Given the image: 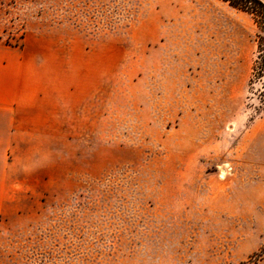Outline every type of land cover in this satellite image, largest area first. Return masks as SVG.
Returning a JSON list of instances; mask_svg holds the SVG:
<instances>
[{
  "label": "rangeland",
  "instance_id": "obj_1",
  "mask_svg": "<svg viewBox=\"0 0 264 264\" xmlns=\"http://www.w3.org/2000/svg\"><path fill=\"white\" fill-rule=\"evenodd\" d=\"M0 45L50 100L0 166V264H264L263 7L0 0Z\"/></svg>",
  "mask_w": 264,
  "mask_h": 264
},
{
  "label": "crops",
  "instance_id": "obj_2",
  "mask_svg": "<svg viewBox=\"0 0 264 264\" xmlns=\"http://www.w3.org/2000/svg\"><path fill=\"white\" fill-rule=\"evenodd\" d=\"M264 3V0H261ZM16 48L0 45V166H5L7 150L23 142L19 134L22 128L36 127L38 121L48 118L47 95L38 90L36 62L34 79L23 77V68L28 62L16 54ZM28 70L31 67H27ZM38 72V71H37ZM1 182V181H0Z\"/></svg>",
  "mask_w": 264,
  "mask_h": 264
},
{
  "label": "trees",
  "instance_id": "obj_3",
  "mask_svg": "<svg viewBox=\"0 0 264 264\" xmlns=\"http://www.w3.org/2000/svg\"><path fill=\"white\" fill-rule=\"evenodd\" d=\"M246 1L249 2V3L257 4V5H259V6L264 8V3L261 0H246Z\"/></svg>",
  "mask_w": 264,
  "mask_h": 264
}]
</instances>
